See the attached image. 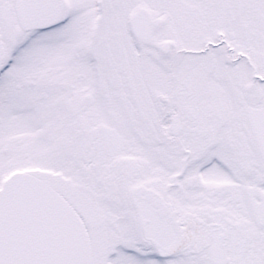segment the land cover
<instances>
[{"label":"snow or ice","instance_id":"1","mask_svg":"<svg viewBox=\"0 0 264 264\" xmlns=\"http://www.w3.org/2000/svg\"><path fill=\"white\" fill-rule=\"evenodd\" d=\"M0 264H264V0H0Z\"/></svg>","mask_w":264,"mask_h":264}]
</instances>
